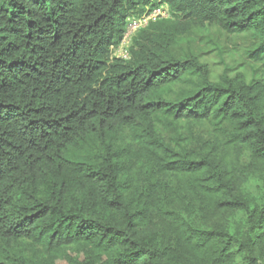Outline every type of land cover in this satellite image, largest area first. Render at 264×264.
Masks as SVG:
<instances>
[{"label":"trees","instance_id":"16d2710c","mask_svg":"<svg viewBox=\"0 0 264 264\" xmlns=\"http://www.w3.org/2000/svg\"><path fill=\"white\" fill-rule=\"evenodd\" d=\"M193 28L252 43L214 76ZM73 250L264 264V0H0V264Z\"/></svg>","mask_w":264,"mask_h":264},{"label":"rangeland","instance_id":"374dc122","mask_svg":"<svg viewBox=\"0 0 264 264\" xmlns=\"http://www.w3.org/2000/svg\"><path fill=\"white\" fill-rule=\"evenodd\" d=\"M251 43L252 40L249 37L221 35L217 28H211L209 32L193 28L184 35L180 46L194 48L197 54L202 55V60L210 66L215 76L221 73L223 64L236 67V64L242 62L241 54ZM72 260L78 261L79 264H100L102 262V258L86 257L82 251L73 250L67 252L62 260L52 264H71ZM41 263L51 264L44 260Z\"/></svg>","mask_w":264,"mask_h":264},{"label":"built area","instance_id":"2783aa9c","mask_svg":"<svg viewBox=\"0 0 264 264\" xmlns=\"http://www.w3.org/2000/svg\"><path fill=\"white\" fill-rule=\"evenodd\" d=\"M170 17L171 14L168 7L166 5H162L151 10H147L139 17L130 18L121 44L112 49L113 57L130 59L129 47L133 36L140 30L147 28L151 23L169 19Z\"/></svg>","mask_w":264,"mask_h":264},{"label":"clouds","instance_id":"9594fccd","mask_svg":"<svg viewBox=\"0 0 264 264\" xmlns=\"http://www.w3.org/2000/svg\"><path fill=\"white\" fill-rule=\"evenodd\" d=\"M155 8H156V7H155ZM151 9H153V8H149V9H147V10H151ZM144 13H145V12H144ZM144 13H143V14H144ZM140 16H141V15H140ZM133 17H135V16H133ZM138 17H139V16H138ZM131 18H132V17H131ZM129 19H130V18H129ZM129 19H128V21H129ZM164 20H166V19H164ZM128 21H127V22H128ZM159 21H161V20H159ZM151 24H152V23H151ZM151 24H150V25H151ZM150 25H149V26H150ZM127 26H128V23H127ZM149 26H148V27H149ZM126 29H127V27H126ZM145 29H146V28H145ZM143 30H144V29H143ZM140 31H141V30H140ZM140 31H139V32H140ZM125 33H126V32H125ZM137 33H138V32H137ZM137 33H136V34H137ZM136 34H135V35H136ZM135 35H134V36H135ZM134 36H133V38H134ZM123 38H124V37H123ZM133 38H132V39H133ZM121 42H122V41H121ZM120 44H121V43H120ZM120 44H119V45H120ZM131 44H132V40H131ZM131 44H130V47H131ZM116 47H118V46H115V47H113V48H116ZM130 47H129V51H130ZM112 54H113V53H112ZM112 57H113V55H112Z\"/></svg>","mask_w":264,"mask_h":264}]
</instances>
